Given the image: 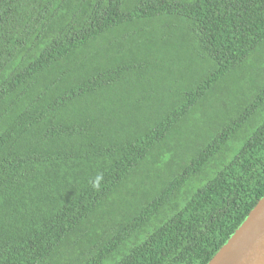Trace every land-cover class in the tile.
I'll return each instance as SVG.
<instances>
[{
	"label": "trees",
	"instance_id": "obj_1",
	"mask_svg": "<svg viewBox=\"0 0 264 264\" xmlns=\"http://www.w3.org/2000/svg\"><path fill=\"white\" fill-rule=\"evenodd\" d=\"M168 19L200 70L157 104ZM263 42L264 0H0V264H208L264 196V74L199 146L165 147Z\"/></svg>",
	"mask_w": 264,
	"mask_h": 264
},
{
	"label": "rangeland",
	"instance_id": "obj_2",
	"mask_svg": "<svg viewBox=\"0 0 264 264\" xmlns=\"http://www.w3.org/2000/svg\"><path fill=\"white\" fill-rule=\"evenodd\" d=\"M166 21L167 22L165 25H167L166 27H168V29H166L165 27V31H167L166 33L170 34L171 37L159 42L151 50L150 54L144 53L145 55H150L145 59L156 61L158 65V69L152 72L153 76L157 79L156 86L158 87V90L153 100L154 102H157V104H163V102H174L175 96L166 94V90L178 89V85L181 89L183 85H177L175 84V81L190 79L193 69L200 70L199 63H196L193 59L194 53L191 48V43L186 36V31L184 30L185 28L183 27V25L178 26L174 20L170 19ZM159 23L160 22L158 21L155 23V25L158 26L160 25ZM260 45L259 48L255 51V56L251 60H246L244 64L240 66V68L238 67L235 71L232 72L229 80L225 84H223V90H221V88H218L215 94V90H212L210 92V95H215V101H210V103L207 104V106L209 107L203 108L199 116H195V120L192 121V124H189L187 128L184 127L182 130H180L178 137L175 140L168 142L165 150L170 153H173L174 150H177V153L179 154V156H181V154H184L186 150L191 148V146H194V144L195 146H199L197 144H201L202 138L205 137L204 131L213 123L217 122L219 112L231 111L230 108L232 107V105L225 104L230 101L231 98L229 99L227 97L228 101L224 99L229 90H234L232 92L238 94L239 97L241 94H245L244 98L247 97L248 99V97L250 96V91L248 90H250V86L254 87L252 82L255 81L256 83H258L260 81V78L258 77L259 73L262 72L264 74V42ZM113 48L116 49L115 46ZM143 52H145V50H143ZM141 59H144V55ZM240 92L242 93L240 94ZM159 110L160 106L155 112H150L146 108L143 110V112H139L138 114H136V118H153L160 114ZM171 155L175 156V154ZM171 155L168 154L167 156ZM172 160L173 159H168L162 167H155V173H150L149 170L147 174L144 175V172L143 178H141L140 180H135V182H137L135 185L134 182H131V180L130 185L126 190H135L136 193H132L131 191H129L127 199L134 200L133 204L138 205L137 200L141 201L142 199L146 200L150 198L152 196L151 194L154 192L152 188L156 186V183L161 181L159 180V178L162 176L159 177V175H166L171 171L170 165L172 164ZM146 191L149 192L146 193ZM123 195H125V193ZM110 221V218L105 219L103 224H101L102 228H109L108 224L110 223ZM96 230L97 231L89 230L86 236L89 235L92 237L97 232L102 233V230L100 231V228H96ZM82 241L83 239L81 240V242L78 241L76 244V249L78 251L80 249L85 250L89 247L86 246L85 241ZM73 248L75 249V247Z\"/></svg>",
	"mask_w": 264,
	"mask_h": 264
},
{
	"label": "water",
	"instance_id": "obj_3",
	"mask_svg": "<svg viewBox=\"0 0 264 264\" xmlns=\"http://www.w3.org/2000/svg\"><path fill=\"white\" fill-rule=\"evenodd\" d=\"M208 264H264V196Z\"/></svg>",
	"mask_w": 264,
	"mask_h": 264
}]
</instances>
